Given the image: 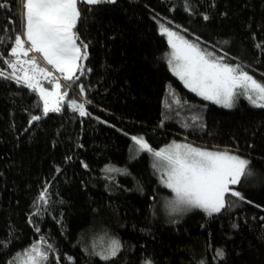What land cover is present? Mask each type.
Instances as JSON below:
<instances>
[{
	"label": "trees",
	"instance_id": "16d2710c",
	"mask_svg": "<svg viewBox=\"0 0 264 264\" xmlns=\"http://www.w3.org/2000/svg\"><path fill=\"white\" fill-rule=\"evenodd\" d=\"M6 2L0 7L5 58L22 33L20 0ZM189 3L191 14L185 0L79 5L75 31L88 45V59L78 85L85 95L77 85L67 99L89 101L88 116L65 105L30 125L32 115H42L37 93L0 78V264L41 237L55 249L47 264L57 257L59 264H264V108L241 99L228 109L187 90L166 63L169 47L158 31L164 23L264 81V47H257L264 45V0ZM0 68H7L2 59ZM170 91L180 104L171 103ZM131 136H144L153 149L184 140L244 155L253 175L233 187L245 202L229 196L234 205L221 214L193 210L167 221L162 198L170 191L159 184L148 153L130 157ZM45 187L49 203L33 216ZM112 239L122 245L116 257L94 254ZM218 248L223 261L215 258Z\"/></svg>",
	"mask_w": 264,
	"mask_h": 264
},
{
	"label": "snow or ice",
	"instance_id": "6c2138e0",
	"mask_svg": "<svg viewBox=\"0 0 264 264\" xmlns=\"http://www.w3.org/2000/svg\"><path fill=\"white\" fill-rule=\"evenodd\" d=\"M115 2L116 0H20L21 12L18 14L22 16L23 31L15 34L12 46L8 49V57L0 54V59L7 65L6 69L0 68V78L13 80L38 94L42 101V115H32L30 125L50 112H61L65 105L78 112L81 117L90 115L86 110L89 101L67 99L70 90L78 85L86 70L83 61L88 59V45L79 41L75 31L81 19L79 5ZM0 7H7L6 0L0 2ZM184 10L191 14L189 0H185ZM203 18L208 19L206 15ZM159 30L162 35L167 36L171 48L168 59L170 71L191 92L225 108L234 107L241 96L253 107L264 108V81H258L244 66L226 62V54L218 56L215 51H209L197 42L187 40L164 23H159ZM4 39L0 36V43ZM47 66H51V70ZM43 81H47L51 88L45 87ZM78 86L80 95L84 96V85ZM169 96L173 98L172 104H180L173 91L169 92ZM166 106L171 107V104ZM193 119L198 120L199 117ZM130 139L137 156L146 152L154 158L153 168L161 173V182L174 194V199L169 202L172 212L200 209L211 216L233 207L234 201L229 200V196L245 202L243 194L233 186L253 175L248 159L233 154L228 149L211 151L175 141L165 148L155 150L144 136H131ZM83 166L87 168L86 164ZM104 171L126 174L125 169L114 166H106ZM47 192L45 187L39 193L35 201L37 211L33 216L40 215L42 208L46 210L49 203ZM29 223H33L31 217ZM35 231L40 232L38 225H35ZM3 246L7 247V244ZM121 247L118 240L112 239L106 248L94 254L108 261L117 256ZM50 252H55V249L41 237L22 253H17L9 264H47ZM215 252V258L221 261L226 259L223 249L218 248ZM66 259L69 262L72 260L71 257ZM145 264L151 262L146 261ZM199 264H207V261L202 259Z\"/></svg>",
	"mask_w": 264,
	"mask_h": 264
},
{
	"label": "rangeland",
	"instance_id": "374dc122",
	"mask_svg": "<svg viewBox=\"0 0 264 264\" xmlns=\"http://www.w3.org/2000/svg\"><path fill=\"white\" fill-rule=\"evenodd\" d=\"M166 26H168V25H166ZM168 27H170V26H168ZM170 28H172V27H170ZM173 30H175V31H178V30H176V29H174V28H172ZM22 31H23V21H22ZM158 31L160 32V30H159V26H158ZM179 32V31H178ZM161 33V32H160ZM180 33V32H179ZM180 35H182V36H184L187 40H189V41H193V42H197L202 48H205V49H207V50H209V51H215V50H213V49H211L210 47H208V46H206V45H204V44H202V43H200V42H198V41H195V40H193V39H191V38H188V37H186L185 35H183L182 33H180ZM164 37H165V39H166V41H167V44H168V40H167V36H165L164 35ZM168 47H169V49H168V52H167V57H166V63H167V65H168V59L170 58V53H171V48H170V46H169V44H168ZM215 53H216V51H215ZM216 55H218L217 53H216ZM219 56V55H218ZM226 62H228V63H230V64H240V63H238V62H229V61H226ZM240 65H242V64H240ZM43 66V65H42ZM242 66H244V65H242ZM47 67H49V69L51 68V66H47ZM169 67V66H168ZM245 67V66H244ZM245 69L246 70H248L246 67H245ZM58 76L60 75L59 73H56ZM251 74V73H250ZM175 76V75H174ZM176 77V76H175ZM255 77V76H254ZM256 78V77H255ZM257 79V78H256ZM258 81H261V80H259V79H257ZM43 83H44V86L45 87H48L49 89L51 88V85L47 82V81H43ZM181 83L183 84V82L181 81ZM184 85V84H183ZM185 87V86H184ZM78 88H79V86H78ZM186 88V87H185ZM187 90H189L188 88H186ZM190 91V90H189ZM193 93V92H192ZM195 94V93H194ZM38 95V94H37ZM196 95V94H195ZM198 96V95H197ZM198 97H200V96H198ZM200 98H202V97H200ZM68 99H75V100H77L78 102H81L80 100H78V98L77 97H75L74 95L72 96V97H69ZM203 99V98H202ZM241 99H246V98H244L243 96H241V97H239L238 99H237V101H236V104L238 103V101L239 100H241ZM205 100V99H204ZM206 101H208V100H206ZM41 102V110H42V101H40ZM209 102H211V101H209ZM213 103V102H212ZM236 104H235V106H236ZM221 106V105H220ZM234 106V107H235ZM223 107V106H222ZM225 108V107H224ZM233 108V107H232ZM228 109H230V108H228ZM42 112V111H41ZM176 122L177 123H179L180 125H182V126H185L186 124H185V119H183V118H178L177 120H176ZM176 143H182V144H190V143H187V142H185V141H183V140H174ZM172 142L173 141H171V142H169V143H167V144H165V145H163V146H161L160 148H158V149H155V150H159V149H161V148H165L166 146H168V145H170V144H172ZM193 147H198V148H204V149H207V150H211V151H222L221 149H216V148H209V147H200V146H196V145H194V144H191ZM233 152V151H232ZM233 154H236V155H239V156H241L242 158H245V159H247L244 155H240V154H238V153H236V152H233ZM130 157L132 158V157H135V156H137L136 155V153H135V151L133 150V142H132V145H131V150H130ZM149 156H150V161H151V166L153 165V162H154V158L149 154ZM153 167V166H152ZM154 169V168H153ZM154 171H155V173H156V175H157V179H158V182H159V184L161 185V186H163L164 188H166V189H168L162 182H161V180H160V175H161V173L160 172H158L156 169H154ZM169 191H170V193L169 194H166V195H164L163 196V198H162V208H163V213H164V215H165V217H166V220L167 221H172V222H174V221H178V220H180V219H182L183 217H185L187 214H189V213H191L193 210H200V209H192V210H188V211H184V212H172L171 210H170V207H169V202L170 201H172L173 199H174V194L172 193V191L170 190V189H168ZM200 211H202V210H200ZM203 212V211H202ZM203 213H205V212H203ZM206 214V213H205ZM111 240H109V242H110ZM106 243L107 242H103L97 249H96V252L97 251H100L101 249H103V248H106L107 247V245H106ZM142 264H145V262H143Z\"/></svg>",
	"mask_w": 264,
	"mask_h": 264
},
{
	"label": "built area",
	"instance_id": "2783aa9c",
	"mask_svg": "<svg viewBox=\"0 0 264 264\" xmlns=\"http://www.w3.org/2000/svg\"><path fill=\"white\" fill-rule=\"evenodd\" d=\"M50 70H51V68H50ZM54 74L57 75L56 73H54ZM57 76H58V75H57ZM62 83H65V82L62 81Z\"/></svg>",
	"mask_w": 264,
	"mask_h": 264
},
{
	"label": "crops",
	"instance_id": "0c3cea01",
	"mask_svg": "<svg viewBox=\"0 0 264 264\" xmlns=\"http://www.w3.org/2000/svg\"><path fill=\"white\" fill-rule=\"evenodd\" d=\"M184 141V140H183ZM186 142V141H185ZM188 143V142H187Z\"/></svg>",
	"mask_w": 264,
	"mask_h": 264
}]
</instances>
